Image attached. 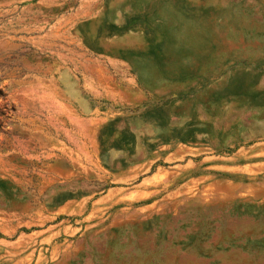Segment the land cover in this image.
I'll return each mask as SVG.
<instances>
[{"label": "rangeland", "instance_id": "374dc122", "mask_svg": "<svg viewBox=\"0 0 264 264\" xmlns=\"http://www.w3.org/2000/svg\"><path fill=\"white\" fill-rule=\"evenodd\" d=\"M0 264H264V0H0Z\"/></svg>", "mask_w": 264, "mask_h": 264}, {"label": "trees", "instance_id": "16d2710c", "mask_svg": "<svg viewBox=\"0 0 264 264\" xmlns=\"http://www.w3.org/2000/svg\"><path fill=\"white\" fill-rule=\"evenodd\" d=\"M0 93H2V92H0Z\"/></svg>", "mask_w": 264, "mask_h": 264}]
</instances>
